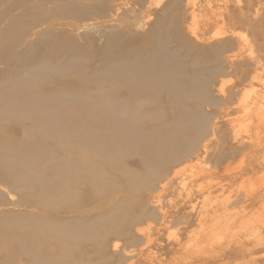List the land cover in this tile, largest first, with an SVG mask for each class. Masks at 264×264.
Returning <instances> with one entry per match:
<instances>
[{"label":"bare ground","instance_id":"1","mask_svg":"<svg viewBox=\"0 0 264 264\" xmlns=\"http://www.w3.org/2000/svg\"><path fill=\"white\" fill-rule=\"evenodd\" d=\"M58 1L0 0V207L16 194L13 206L37 212L0 211V264H80L81 243L121 234L141 216L133 192L176 175L214 103L209 57L175 31L131 39L125 25L78 24L89 1L95 18L118 22L113 0ZM80 31L90 49L95 36L93 50L77 43ZM114 196L97 217L83 209Z\"/></svg>","mask_w":264,"mask_h":264},{"label":"rangeland","instance_id":"2","mask_svg":"<svg viewBox=\"0 0 264 264\" xmlns=\"http://www.w3.org/2000/svg\"><path fill=\"white\" fill-rule=\"evenodd\" d=\"M111 4L121 8L119 23L95 18V2L89 1V13L80 11L78 24L114 32L125 25L131 39L159 26L175 31L192 53L209 57L207 66L215 71L209 84L214 103L202 108L208 117L206 135L193 154L172 168L176 175H164L133 192L132 209L136 215L142 210L141 216L121 234L110 232L81 243L72 256L80 264H264V0ZM80 32L77 43L93 50L95 36L90 49ZM97 60L93 57L90 63L97 65ZM182 62L187 65L189 60ZM7 199L2 212L37 213L13 206L16 194ZM116 199L95 197L83 209L97 217ZM57 216L70 217L63 212ZM21 261L17 264L29 260L21 256Z\"/></svg>","mask_w":264,"mask_h":264}]
</instances>
